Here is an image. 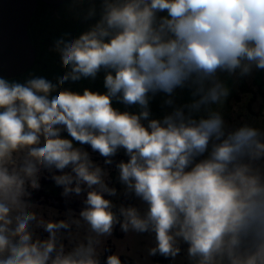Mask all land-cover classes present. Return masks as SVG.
Masks as SVG:
<instances>
[{
	"label": "clouds",
	"instance_id": "obj_1",
	"mask_svg": "<svg viewBox=\"0 0 264 264\" xmlns=\"http://www.w3.org/2000/svg\"><path fill=\"white\" fill-rule=\"evenodd\" d=\"M95 14L92 6L86 19ZM55 50L68 69L56 84L0 76V264H100L101 238L117 224L125 233H154L152 256L174 259L183 241L192 264H264V171L256 165L264 133L247 124L226 132L211 108L199 118L180 108L149 118L150 95L194 86L199 99L186 107L197 113L229 96L218 73L264 70V0H101L94 26L56 40ZM101 70L105 92L62 87ZM113 101L140 111H120ZM73 141L106 164L125 151L119 180L147 205L143 215L121 206L117 216L105 198L116 188ZM42 169L60 173L51 178L65 197L86 187L79 218L69 210L71 220L38 219L29 189H40ZM81 221L88 234L66 252L58 233L70 236ZM34 222L46 239L34 238ZM105 264L122 261L112 254Z\"/></svg>",
	"mask_w": 264,
	"mask_h": 264
},
{
	"label": "rangeland",
	"instance_id": "obj_2",
	"mask_svg": "<svg viewBox=\"0 0 264 264\" xmlns=\"http://www.w3.org/2000/svg\"><path fill=\"white\" fill-rule=\"evenodd\" d=\"M44 1V0H43ZM42 1V2H43ZM49 2L41 6L33 15L27 26V38L30 45V53L32 55L31 64L21 73L13 77H5L9 80L25 82L32 76L45 77L56 84L58 77L62 76L68 69L62 66L59 53L55 50V42L58 39H73L78 37L82 32L88 30L99 20L101 12V0H47ZM95 6L96 14L91 18H87L89 9ZM160 13L159 15H165ZM105 72L101 70L97 77L93 79L82 78L79 81H67L62 87L75 92H83L85 88L92 91L105 92L104 88ZM218 78L229 88V96L222 105L202 106L197 113H190L187 105H191L199 99V96H193L194 86L186 85L184 88H178L169 96L163 92H158L154 96L150 95L149 110L151 118H163L165 115L172 113L175 109H183L186 115L192 114L196 118L206 116L209 108L220 111L225 120V130L233 131L245 124L259 129L264 133V70H258L253 67L251 74L241 76L240 70L229 75L226 72L218 73ZM56 93H52L55 95ZM171 100L172 104L166 103ZM113 106L120 111L139 112L137 106L127 107L121 103L113 101ZM145 123H147L145 121ZM62 138L72 139L66 131L61 132ZM264 139V137H262ZM74 147L82 148L87 151L94 164L100 166L107 175L104 181L110 188H116V195L109 196L105 194V198L114 204V209L119 216V208L121 206L136 207L141 215L147 209V205L141 201L134 193L128 192L126 186L119 180V172L116 167L117 161H125V151L120 149L117 154L112 157V163L106 164L105 158L99 153L93 152L89 145H80L73 141ZM211 148H209V151ZM206 152L203 156L197 157L196 162L200 159L207 158ZM256 165L264 171V160L257 161ZM70 171V169H65ZM53 174L59 172H49L42 169L40 173L41 187L38 190H31V202L36 205L34 209L45 220L59 221L62 219L71 220L68 215L71 210L76 218H79V212L85 206L86 187L80 195L70 193L67 197L63 196V187L57 186L51 178ZM122 219V217H121ZM34 232V238L46 239V233L42 227H37L35 222L31 225ZM88 234L87 225L81 221V227L71 225V235L67 230H61L58 237L65 245V251H70L76 243L84 241V237ZM102 245L99 247L100 264H105L108 255L117 254L122 264H192L187 256L188 245L180 241V253L173 259L165 258L159 254L149 255V249L155 246V234L136 233L129 231L125 233L121 230L119 224L115 225L111 237L101 238Z\"/></svg>",
	"mask_w": 264,
	"mask_h": 264
},
{
	"label": "water",
	"instance_id": "obj_3",
	"mask_svg": "<svg viewBox=\"0 0 264 264\" xmlns=\"http://www.w3.org/2000/svg\"><path fill=\"white\" fill-rule=\"evenodd\" d=\"M35 1L0 0V76L2 77H13L23 72L32 62L27 24L35 7Z\"/></svg>",
	"mask_w": 264,
	"mask_h": 264
},
{
	"label": "flooded vegetation",
	"instance_id": "obj_4",
	"mask_svg": "<svg viewBox=\"0 0 264 264\" xmlns=\"http://www.w3.org/2000/svg\"><path fill=\"white\" fill-rule=\"evenodd\" d=\"M42 1H43V0H36V1H35V7H34V9H33V12H32V14H31V16H30V19H29V21H28V24H29L30 20L32 19L34 13H35L36 11L39 10V8H38V4H39V2L42 3V6H44V5H46V4H49V2H45V1L42 2ZM28 24H27V26H28Z\"/></svg>",
	"mask_w": 264,
	"mask_h": 264
},
{
	"label": "trees",
	"instance_id": "obj_5",
	"mask_svg": "<svg viewBox=\"0 0 264 264\" xmlns=\"http://www.w3.org/2000/svg\"><path fill=\"white\" fill-rule=\"evenodd\" d=\"M42 6V3L41 2H39V4H38V8H40ZM33 18V17H32Z\"/></svg>",
	"mask_w": 264,
	"mask_h": 264
},
{
	"label": "crops",
	"instance_id": "obj_6",
	"mask_svg": "<svg viewBox=\"0 0 264 264\" xmlns=\"http://www.w3.org/2000/svg\"><path fill=\"white\" fill-rule=\"evenodd\" d=\"M123 159H129V158H127V157H124ZM117 161V164L119 163V160H116ZM119 172V171H118Z\"/></svg>",
	"mask_w": 264,
	"mask_h": 264
},
{
	"label": "bare ground",
	"instance_id": "obj_7",
	"mask_svg": "<svg viewBox=\"0 0 264 264\" xmlns=\"http://www.w3.org/2000/svg\"><path fill=\"white\" fill-rule=\"evenodd\" d=\"M44 1H47V0H44Z\"/></svg>",
	"mask_w": 264,
	"mask_h": 264
}]
</instances>
